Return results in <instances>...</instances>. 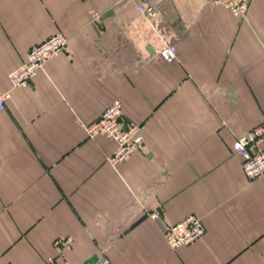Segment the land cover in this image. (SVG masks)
I'll return each instance as SVG.
<instances>
[{
    "label": "crops",
    "instance_id": "1",
    "mask_svg": "<svg viewBox=\"0 0 264 264\" xmlns=\"http://www.w3.org/2000/svg\"><path fill=\"white\" fill-rule=\"evenodd\" d=\"M151 2L154 18L140 0H0V264H50L61 237L72 264H264V178L233 151L264 124V0L245 18L211 0ZM57 32L67 50L13 88ZM115 100L145 136L117 167L116 142L87 133ZM191 215L204 236L172 249L166 224Z\"/></svg>",
    "mask_w": 264,
    "mask_h": 264
},
{
    "label": "built area",
    "instance_id": "2",
    "mask_svg": "<svg viewBox=\"0 0 264 264\" xmlns=\"http://www.w3.org/2000/svg\"><path fill=\"white\" fill-rule=\"evenodd\" d=\"M215 5H221L234 16L245 18L248 14L252 0H211ZM139 12L149 18L157 16V9L151 0H140ZM94 20L98 17L93 15ZM68 38L62 32H57L47 40L34 45L28 52L26 61L10 73L13 88L24 89L30 86L37 77L45 63L63 54L67 50ZM164 60L177 58V47L166 46L160 51ZM11 98L9 91L0 90V109L6 108L7 101ZM90 138L105 136L117 144L116 151L108 157V163L117 167L128 161L133 153L144 144V128L142 125L129 122L125 119L123 105L119 100L106 106L103 114L94 124L87 127ZM233 151L242 158V167L247 178L253 180L264 178V124L254 128L246 135L237 139L233 144ZM153 217L159 218L158 214ZM205 234L202 219L191 215L176 224H166L164 238L170 247L177 250L189 246L201 239ZM74 239L61 237L55 240L56 255L49 259L50 264H72L64 260V255L72 250ZM14 264V263H9ZM85 264H112L106 257L91 260Z\"/></svg>",
    "mask_w": 264,
    "mask_h": 264
}]
</instances>
